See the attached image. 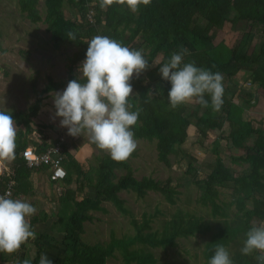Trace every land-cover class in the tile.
I'll list each match as a JSON object with an SVG mask.
<instances>
[{
	"label": "trees",
	"instance_id": "1",
	"mask_svg": "<svg viewBox=\"0 0 264 264\" xmlns=\"http://www.w3.org/2000/svg\"><path fill=\"white\" fill-rule=\"evenodd\" d=\"M38 1L17 0L19 12L32 23L41 21L36 9ZM66 2L72 13L75 11L79 13V19L70 20L64 17L63 0H43L45 8L43 23L46 25L45 32L50 34L55 47L67 43L77 48L69 59V70L71 66L85 60L87 44L97 35L108 36L130 49L142 50L143 55L144 50L148 49V53L144 55L150 65L145 74L147 82L143 85L139 79L131 81L138 101L136 104L130 98L133 105L131 110L135 111L136 108L142 110L138 123L132 131L135 140L155 142L159 162L169 165V155L177 156L183 152L181 145L187 137L189 126L195 128L202 138H206L207 133L213 130L222 133L221 127L225 122L233 128L236 125L240 126L239 137L231 140L234 145L245 143L247 137L253 135L251 144L245 147V156L230 159L232 164L241 162L247 165L244 171L231 178L232 203L235 208L234 220L227 219L224 211L226 205L218 202V193L215 190L229 178L228 168L215 162L208 165L209 171L204 178L194 181L200 191L197 203L209 208L214 217H225L217 232L211 235L205 244L203 264H209L218 245L228 248L233 243L238 244L237 238L241 233L244 235L240 245L244 246L250 221L264 214V129L260 127L252 129L250 120L243 121L240 118L246 108L241 110L242 108L231 101L235 87L229 80L240 71L254 73L261 78L257 81L256 87L264 91V39L258 47L257 56L252 60L246 59L253 26H261L264 34V0H152L149 6L141 5L138 13H132L126 5L119 4L102 8L101 0H66ZM87 3H94L93 8L96 11L92 25L86 20L87 7L85 5ZM198 19H202L213 27L219 26L223 21V30L228 38L220 45H213L204 28L198 23ZM69 31L75 34V41L69 40L67 35ZM182 49L186 50L183 57L184 63H194L199 68L222 74L224 94L223 105L219 111L213 110L211 96L208 94H205V99L209 102L207 108L198 103L195 106L180 105L175 109L170 106L168 92L171 85L162 79L159 69L170 60L173 53L180 52ZM221 51L225 54L220 58L218 53ZM3 52L4 50L0 47V53ZM158 55L160 56L159 61L153 64ZM81 82L84 81L81 80ZM63 85L62 82L55 83L49 78L42 93L57 91ZM40 102L41 98H38L25 113L15 110L11 113L17 127L28 128L17 135L15 158L9 165L14 171L15 184L10 189V198L13 199L22 197L32 199V185L29 176L33 172L45 173L42 167L34 171L24 166L18 167V153L29 146L44 151L58 143L59 138H68V133H66L59 134L57 140H49L46 125L39 127L42 129L40 133H33L29 138L26 136L32 132L30 125L40 110ZM244 103L250 108L255 102L245 100ZM244 129L248 131L241 134ZM37 136H40L39 142H35L34 138ZM222 140H224L223 136H218L213 142L212 153L215 155L218 154V145ZM60 147L66 175L64 179L58 181L67 188L58 198V209L52 216L54 219L50 227L51 232L55 234L54 237L58 239L34 231L35 224L49 219V216L42 212L32 216L29 222L36 233V238L33 240L35 254L33 261L28 264H39L42 242L50 240L55 241L61 249L53 264H106L105 262L113 256L115 250L120 251L123 264H156L150 253H144L141 249L129 250L128 247L141 243L152 248H165L173 246L177 237H190L206 232L207 227L199 219L193 215H182L177 212L164 223L159 235L141 233V229L148 228V220L144 219L141 228L137 229L138 233L133 238L126 240L111 238L104 245L84 243L81 239L84 233L83 224L92 221L90 212H105L101 206L102 203L109 202L119 212H126L121 200L117 197L120 191H131L137 198H143L149 191L159 193L170 204H174L173 196L176 191L170 186L168 179L163 182L149 177L135 179L127 163L115 162L107 153L100 158L95 157L94 167L90 165L89 169H84L83 165L70 154V143L65 141L60 144ZM115 169L124 172L123 177L117 181H114ZM7 182V178L0 177V195L4 194ZM72 183H74V189L70 188ZM248 203L250 209H247ZM237 221L239 225L234 226L233 223ZM132 223L136 228L137 224L134 221ZM238 253L231 258L233 264H260V261L256 259L258 253L254 252L251 255ZM13 255L14 253L0 252V261L9 264L12 262Z\"/></svg>",
	"mask_w": 264,
	"mask_h": 264
},
{
	"label": "rangeland",
	"instance_id": "2",
	"mask_svg": "<svg viewBox=\"0 0 264 264\" xmlns=\"http://www.w3.org/2000/svg\"><path fill=\"white\" fill-rule=\"evenodd\" d=\"M36 9L41 21L32 23L24 14L19 12L17 0H0V47L4 50L3 53H0V110L10 113L14 110L25 113L38 98H41L40 110L30 125L32 132L26 136L29 138L33 133H40L42 129L39 127L46 125L47 133L57 138L59 134L68 133V129L62 128V132L54 131V126L59 125V117L55 116L54 94L63 92L69 81L79 78L78 69L82 62L71 66L69 70V59L77 51V48L67 43L55 47L50 39V34L45 32L43 0L38 1ZM62 11L67 19L80 18L79 13L77 11L72 13L68 6L63 5ZM198 23L204 28L213 45H220L228 38L223 30V21L217 27L208 25L202 19H198ZM251 33L252 38L246 53V59L248 60H252L257 56L258 47L264 39L261 26H253ZM144 51V55H146L148 49ZM218 54L221 58L225 53L221 51ZM159 59L160 56L158 55L153 64H157ZM147 71L138 78L143 85L147 82L145 79ZM49 78L55 83L62 82L63 87L57 91L42 93V90L48 84ZM138 79L133 78V80ZM260 80L261 78L258 75L246 71L238 72L234 78L229 80L235 87L231 101L242 108L241 110L246 108L240 118L243 121L250 120L252 129L259 127L264 129V91L256 87L257 81ZM133 93L131 98L137 104L134 89ZM245 100L255 103L248 108L244 103ZM196 104L195 102L188 103L190 106ZM239 127L236 125L233 128L228 122H225L221 127L222 133L213 130L207 133L206 138H202L195 128L189 126L187 137L181 145L183 152H180L177 156L169 155V165H164L157 160L154 141L136 140L137 148L135 152L128 160L124 161L130 166L132 176L137 180L142 177H149L162 182L168 179L170 186L176 191L173 196L174 204L168 203L161 194L155 192L149 191L143 198H137L131 191H120L118 198L121 200L122 207L126 212H119L109 202L102 203L101 206L105 209V212H90L92 221L83 224L82 241L89 245L95 243L104 245L111 238L118 240L133 238L138 233L137 229L141 228L144 219L148 220V228L141 229V233L143 235L149 233L159 235L164 223L169 221L175 213L180 212L182 215H193V217L199 219L207 227L206 232L190 237H177L173 246H166L165 248H152L148 245L135 243L130 245L128 249H141L144 253H150L156 264H203L205 244L211 235L217 232L225 217H214L209 208L197 203L200 191L194 181L204 178L209 171L208 165L215 162L228 168L229 178L220 186H217L215 190L218 193V202L220 201L221 205H226L224 211L227 219H235L233 217L235 208L232 203L231 178L244 171L247 165L241 162L232 164L230 159L231 157H244L245 147L251 144L253 140V135H251L247 137L245 143L232 144L231 140L238 138L240 135L241 129ZM27 129L25 126L17 127V135ZM247 131L248 129H244L241 134ZM218 136H223L224 140L219 142L218 154L215 155L212 153L213 142ZM66 142L70 143L69 152L75 160L83 165L84 169H89L90 165L92 167L96 165L95 157L100 158L106 155V152L99 150L90 141L87 134L70 138ZM10 163L11 161H6V165H10ZM114 174L116 175L114 181H117L123 177L124 172L115 169ZM74 187V183H72L70 188L74 189ZM66 188L59 181L50 183L49 186L41 182L34 190L36 192H32L33 198L31 200L23 199V201L34 206L37 213L42 212L44 215L49 216V219H54L52 216L57 212L58 198ZM249 207L248 203L247 209H250ZM133 221L137 224L136 228L133 226ZM260 221H264V214L254 217L250 221L249 229L254 222L258 223ZM233 224L238 226L239 222ZM48 231L49 227L46 230H39V233L50 235ZM243 235L241 233L238 236V244L233 243L226 248L230 253V258H233L238 252L241 253L243 245H240V241L243 240ZM106 264H123L120 251L115 250L113 256L107 259Z\"/></svg>",
	"mask_w": 264,
	"mask_h": 264
},
{
	"label": "clouds",
	"instance_id": "3",
	"mask_svg": "<svg viewBox=\"0 0 264 264\" xmlns=\"http://www.w3.org/2000/svg\"><path fill=\"white\" fill-rule=\"evenodd\" d=\"M151 3L152 0H101L100 6L126 5L132 13H138L141 5ZM67 35L69 40L75 41L72 31ZM87 45L86 58L78 69L79 78L69 81L63 92L54 94L55 116L61 118L60 126L68 129V135L87 134L113 161L124 162L137 148L132 129L142 111L140 108L131 110L130 98L134 94L131 81L134 77L138 79L150 65L142 50L130 49L108 36H94ZM185 53L184 49L173 53L159 69L162 79L171 85L170 106L175 109L195 102L207 108L209 102L205 94H208L213 110L219 111L224 94L222 74L199 68L194 63H184ZM16 138L17 125L11 113L0 111V160L6 162L15 158ZM36 211L28 202L10 198V194L0 195V252L17 253L22 245L36 238L29 222ZM254 252L259 253L256 259L264 264V221L254 222L246 233L241 253ZM39 264L53 262L42 255ZM209 264L233 262L228 250L218 245Z\"/></svg>",
	"mask_w": 264,
	"mask_h": 264
},
{
	"label": "built area",
	"instance_id": "4",
	"mask_svg": "<svg viewBox=\"0 0 264 264\" xmlns=\"http://www.w3.org/2000/svg\"><path fill=\"white\" fill-rule=\"evenodd\" d=\"M85 6L87 7L86 20L88 24L92 25L93 16H95L96 13L93 8L94 3H87ZM38 138H40V136H37L35 138V142H39ZM48 138L49 140H57V138L52 137L51 134L48 135ZM70 138L72 139L73 136L68 135L67 139L61 137L59 138L58 143L54 144L52 147H49L44 151H39L36 147L32 146L24 148L18 153L17 166H24L26 169L32 171L42 167L45 169V173L47 174L49 181L62 180L66 174L64 166L62 164L63 157L61 154L62 151L60 144H63V142H65L66 140L69 141ZM0 177H5L8 179V182L6 183V190L4 191L3 195H11L10 189L15 184V181L13 179L14 171L10 168L9 165H6L5 160H0Z\"/></svg>",
	"mask_w": 264,
	"mask_h": 264
},
{
	"label": "crops",
	"instance_id": "5",
	"mask_svg": "<svg viewBox=\"0 0 264 264\" xmlns=\"http://www.w3.org/2000/svg\"><path fill=\"white\" fill-rule=\"evenodd\" d=\"M63 5L67 6L66 0H63ZM63 5H62V7H63ZM60 119L61 118H58L59 125L54 126V127L56 130H59L60 132H62L63 127L60 126ZM29 181H31L30 183L32 185V192H36L34 190L37 189L38 184H40L41 182H43L46 186H49L50 183H52L48 180V177H47L46 173H44V172H33V173H31V175L29 176ZM20 199L21 200H23V199L28 200V198H24V197H22ZM29 200H31V199H29ZM37 214L38 213L36 212L34 215H37ZM30 218H29V220H30ZM52 221H53V219H47V220L42 221L40 223H36L34 226V231L36 233H39V230H43V229L46 230L47 227L50 228ZM48 232H49L51 237L52 236L54 237L55 234L52 233L50 229ZM42 235H44V234H42ZM54 238L58 239V237H54ZM59 252H61V249L58 247V245L55 243V241L50 240L47 242H42V252H41L40 257L42 255H47L48 259L51 260L52 262H54V259L56 258V256L58 255ZM34 254H35V247L33 245V240H29L26 244L21 246L20 250L17 253H14L13 258H12V262L9 264H24L25 261H27V264H28L31 261H33L32 259L34 257ZM39 260H40V258H39ZM0 264H2L1 261H0Z\"/></svg>",
	"mask_w": 264,
	"mask_h": 264
},
{
	"label": "bare ground",
	"instance_id": "6",
	"mask_svg": "<svg viewBox=\"0 0 264 264\" xmlns=\"http://www.w3.org/2000/svg\"><path fill=\"white\" fill-rule=\"evenodd\" d=\"M89 2V1H88ZM96 16V15H95ZM105 24V23H104ZM106 25V24H105ZM29 132V131H28ZM35 139V138H34ZM86 167V166H85ZM68 171V170H67ZM2 179H4V178H2ZM76 179V178H75ZM87 181V180H86ZM31 182V181H30ZM26 183V182H25ZM28 183V182H27ZM89 184V183H88ZM29 185V184H28ZM3 188V187H2ZM28 192V191H27ZM73 194V193H72ZM120 194V193H119ZM66 195V194H65ZM118 197V196H117ZM68 202V201H67ZM96 206V205H95ZM69 211V210H68ZM68 214V213H67ZM57 215V214H56ZM42 216H43V214H42ZM69 216V215H68ZM73 216V215H72ZM34 217V216H33ZM66 220V219H65ZM63 222V221H62ZM53 223V222H52ZM57 224V223H56ZM54 226V225H53ZM52 226V227H53ZM50 229V228H49ZM185 236V235H184ZM38 239V238H37ZM79 240H80V238H79ZM106 263V262H105Z\"/></svg>",
	"mask_w": 264,
	"mask_h": 264
},
{
	"label": "water",
	"instance_id": "7",
	"mask_svg": "<svg viewBox=\"0 0 264 264\" xmlns=\"http://www.w3.org/2000/svg\"><path fill=\"white\" fill-rule=\"evenodd\" d=\"M56 130V129H55Z\"/></svg>",
	"mask_w": 264,
	"mask_h": 264
}]
</instances>
